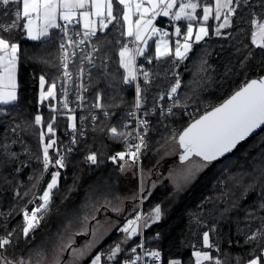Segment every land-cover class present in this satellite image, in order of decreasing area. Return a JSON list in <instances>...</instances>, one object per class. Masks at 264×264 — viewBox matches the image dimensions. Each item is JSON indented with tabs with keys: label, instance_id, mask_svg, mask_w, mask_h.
I'll list each match as a JSON object with an SVG mask.
<instances>
[{
	"label": "trees",
	"instance_id": "obj_1",
	"mask_svg": "<svg viewBox=\"0 0 264 264\" xmlns=\"http://www.w3.org/2000/svg\"><path fill=\"white\" fill-rule=\"evenodd\" d=\"M19 6L22 8V0ZM121 8H114L116 21L103 31L97 30L98 58L89 80L88 104L96 105L99 94V103L108 109L107 115L98 113L95 121L87 126L86 136L83 139L78 136V148L65 158L64 168L54 165L47 172L40 159L43 154L40 133H45L44 144L54 138L56 149L62 145L64 133L73 123L70 116L59 109L57 96L40 98L39 77H45V87L56 83L60 77V31L52 29V36L49 33V37L33 41L28 39L22 27L24 21H21V26L10 33L0 32L20 46L18 99L13 104L0 105V236L12 233L11 243L0 249V254L8 261H24L52 250L61 237L76 235L90 221L99 219L103 206L120 210L128 202L125 212L135 213L129 210L137 180L120 170L118 160L110 159L123 152L125 143L123 137L111 135L109 129L115 126L126 130L129 119L126 110L135 102L133 81L125 82L127 72L119 63V50L124 42H129ZM234 8L236 12L232 14L229 27L216 35L211 26L207 40L194 44L186 59L180 60L172 53L159 59L152 56L144 62L142 73L148 72L149 78L145 80L143 74L140 76L142 101L167 104L193 100L200 107L193 113H185L181 107L170 112L160 109L146 112L145 168L153 165L162 148L178 138L194 118L222 102L246 81L264 74V48L252 42L256 25L251 23L264 20V0H239V3L234 0ZM16 9V4H10L6 19L0 10V22L10 23ZM177 79L180 87L170 98L167 93ZM36 115L42 117L39 125L35 124ZM50 122L54 123V133L46 134ZM92 153L97 155V160L93 164L90 161V167L87 157ZM189 168L193 175L184 180ZM171 169L168 177L167 174L162 181L148 187L144 194L145 210H153L157 205L170 207L159 220L147 223L148 244L162 249L165 264L173 260L196 264L194 250L199 248L206 249L224 264H246L264 254V249L257 247L264 244V239H249L258 230H264V207H261L264 205V126L241 141L232 152L210 164L194 156ZM55 171H59L60 177L48 210L41 213L44 218L25 237L22 232L24 212L42 203L39 197ZM37 179L40 182L33 187ZM60 189L64 191L63 198ZM176 192L180 193L178 199ZM30 200L34 202L29 203ZM120 224L111 231L105 245L111 247L123 239L125 233ZM204 232L209 233L212 248L204 246ZM125 250L126 247L113 259L114 264L122 263ZM104 260L108 261L106 255Z\"/></svg>",
	"mask_w": 264,
	"mask_h": 264
},
{
	"label": "snow or ice",
	"instance_id": "obj_2",
	"mask_svg": "<svg viewBox=\"0 0 264 264\" xmlns=\"http://www.w3.org/2000/svg\"><path fill=\"white\" fill-rule=\"evenodd\" d=\"M234 0H215V8L209 4L203 6V23L195 31L193 39L194 28L192 21L197 20L196 9L201 5L193 2V0H22V8L20 0H0V10L5 19L9 13L7 8L10 4H16L17 9L12 14L14 19L5 24L0 22V32L10 33L13 29L20 27V22L24 21L22 27L26 30L28 39L33 41H40L44 38L49 37L50 29H60L64 36L67 38V42L70 46L83 45L85 40H90L91 37L96 36L97 30L100 31L107 29L113 21L117 20V16L114 15V8L121 7L123 22L127 25L126 35L134 37L133 43L142 42L145 47L148 45V39L157 32H160L161 39L156 41V58L159 59L163 56L172 54V49L169 47L168 42L164 37L168 36L167 32H161L153 24V21L158 16H171L174 21L187 20L189 23L186 27V32L183 34V43L180 40L175 42L174 54L180 60H184L188 57L189 53L193 49V44L198 43L208 36V28L205 24L209 21L210 17L220 20L223 13V23L215 29V34L220 35V29L229 27L231 21L230 16L236 12V8L231 7ZM239 3V0H236ZM175 9V10H174ZM138 17L133 20V17ZM59 21H63L61 25ZM253 25H256L258 31L253 32V43H256L257 36H259L261 43L259 47L264 48V23H257V21H251ZM82 25L83 39L74 41L68 36L69 25ZM145 33L149 35L145 36ZM175 34L181 35V28H175ZM76 36H80V32L75 33ZM60 48L65 50V44L60 43ZM95 50V48H94ZM20 46L18 43L11 42L10 39L5 38L4 35H0V105H10L17 101V62ZM145 48L136 47L135 49L129 48L125 44L120 49V65L126 69L127 75L124 77L125 82H131L136 79L135 61L136 56L144 55ZM75 55V52L72 53ZM251 55V53H249ZM67 54L62 56L64 61L67 60ZM87 59V57H86ZM91 62V61H90ZM151 62V61H149ZM94 66V65H93ZM64 77L71 79V73L67 70L68 64L63 63ZM145 80L149 78L148 72L142 73ZM40 84V98L44 100L48 97L55 96L56 83L53 82L49 85L47 91L44 90L46 79L44 76L39 77ZM82 87V86H81ZM180 87V80L177 79L175 84L171 87L167 95L171 98L173 94L177 93ZM136 107L141 106L142 89L139 85L136 86ZM66 94V92H65ZM161 99L164 98L162 94ZM83 99V97H80ZM100 96L97 95V104L95 107L99 108L102 105L99 103ZM64 107L67 108V102L65 101ZM171 111V109H169ZM107 115V113H105ZM35 124L39 125L42 123V117L40 115L35 116ZM74 120L75 117H70ZM55 117H53V122ZM50 122L47 125V131L54 133V123ZM146 121H140V125L146 124ZM75 128V124L69 125ZM264 126V77L258 79H252L245 82V84L236 91L228 100H226L219 107L214 108L210 112H206L194 123L188 125L180 132L178 136V143L183 152L180 155L181 161H189L191 157H199L201 161L208 164L223 157L225 154L231 152L237 147V145L249 137L257 128ZM111 133L117 134L115 127L111 128ZM146 131V129H145ZM123 135V133H120ZM45 133H40L41 144L43 145V169L45 172L48 171L49 165L53 163L52 158L49 156V149L53 148L56 144L55 139H50L47 144H44ZM141 143L135 145V151L128 153L130 158L135 161L137 158L140 148L144 143L143 136H140ZM75 143V139L73 140ZM132 146L129 145V148ZM126 153L120 152L116 156L110 157L113 161L117 158L123 160ZM87 159L92 163L97 160L95 153L90 154ZM55 165L60 168L65 167V157L59 155L58 159H55ZM123 170V169H122ZM193 175L191 168L186 170L184 174V180H188ZM43 174H41V179ZM60 173L59 171L51 173V181L47 184V188L44 189L43 195L39 197L42 201L40 205L33 208L31 213L25 210L24 221L25 226L22 229L23 235L28 237L29 234L39 225L40 221L44 218L41 213H46L51 202L52 191L58 187ZM40 180L37 179L36 187ZM17 195H19L17 193ZM34 201L30 200L29 203ZM264 207V205H261ZM161 215L160 206L157 205L147 217L136 216L135 220H129L124 226L122 231L127 233L128 236L137 234L138 223L143 218L147 219L154 218L159 220ZM145 226L147 223L145 222ZM12 233H7L5 236H0V249L6 248L11 243L10 237ZM125 237V239L128 238ZM258 237L264 239V230H258L254 233L250 240H256ZM204 246L212 248L213 245L210 243V237L208 232L203 234ZM137 247H142L138 245ZM257 247L264 249V244H258ZM121 252V247L117 244L111 249L107 259L112 260L116 257L117 253ZM133 253H136V248L132 249ZM83 252L79 254L74 253V256L81 258ZM145 255L159 259L160 253L158 251H146ZM196 257V264H202L203 261L212 262V264H224V262L218 257H213L210 252L207 251H196L194 253ZM101 255H95L92 259L91 264H101ZM141 259L139 256H135L132 259L125 260L124 264H137V260ZM0 262L2 264H24L23 259L19 261H8L2 254H0ZM41 264H44L41 261ZM47 264H60L58 258H54L48 261ZM75 264V260L73 261ZM170 264H180L179 261L173 260ZM248 264H264V254L256 256L248 261Z\"/></svg>",
	"mask_w": 264,
	"mask_h": 264
},
{
	"label": "rangeland",
	"instance_id": "obj_3",
	"mask_svg": "<svg viewBox=\"0 0 264 264\" xmlns=\"http://www.w3.org/2000/svg\"><path fill=\"white\" fill-rule=\"evenodd\" d=\"M169 26H171V25H169ZM211 26L215 28L214 25L210 24V28H211ZM59 31H60V29H59ZM96 38H97V36L95 37L94 42L98 46V44L96 42ZM125 44H128V42L127 43L124 42L122 47ZM256 44L259 45L260 43L256 42ZM119 53H120V50H119ZM59 55L60 56L62 55V51H61L60 47H59ZM79 57H80V55H78L76 57V60H78ZM142 57H144V58H141L140 55L136 56V61H135L136 79L133 80V82H132L134 84V87H135V102H134L132 107H129L126 110V112L129 114V119H128L127 123L131 119V115H130V112H128V110H131L134 107L136 109V97H137L136 86L137 85L140 86V76L142 74V70H144V67H143L144 62H147L148 59L152 58V54L148 55V54L144 53V55ZM97 58H98V54H97ZM68 60H69V64H68V67H69V65L73 61L70 59H68ZM119 63H120V55H119ZM64 71H65V69L63 70L62 62L60 61V77H59V80H57V82H56V89H55V96H57V103L59 102V99L62 95L61 86L63 84L62 79H63V72ZM125 71H126V69H125ZM45 86H46V84H45ZM48 87L49 86L45 87L44 90L47 91ZM49 98H51V97H48L46 99H49ZM141 98H142V96H141ZM171 103H173V104L174 103L191 104L192 110H189L188 113L189 112H191V113L197 112L200 109L199 104L197 102H193V100H188L186 102L170 101L167 104L165 103V105H169ZM194 105H196L197 108H195ZM150 107L151 106H149V108ZM207 107H210V106H207ZM99 108L100 109H99L98 113H100V112L107 113L108 112V109H106L103 106L99 107ZM175 108H177V107H175ZM149 110L155 111V110L147 109L146 112ZM146 112H145V114H146ZM64 113H66L70 117H75L74 121L72 120V122L75 124V126H77V127L81 126V123L80 124L77 123V120L79 119L80 114L75 109H72L69 112L66 111ZM135 115H136V113H135ZM144 120L146 121L145 116H144ZM12 123L13 122H11V124ZM127 123H126V130L122 131V130H119L115 126H111L110 129L113 127H115L117 129V134L113 135L111 133L110 129H109V132L113 136H119L121 138L122 137L124 138L125 148H124L123 152L126 153V155H125V158L123 160H121L119 158H117V160H118L119 165H120V170L126 175L135 176V178L137 180V188L135 189V192L133 191L132 207L129 210V211H131L133 209V210H135L134 211L135 213L134 214L133 213L127 214L125 212V208L129 207V206H127L128 202H126L125 208L120 209V210L112 209L109 206H103L99 211L100 218L104 217L103 220H101L99 222V220H100V218H99V219L90 221V223L86 224L83 228L79 229L77 231L76 235L75 234H70V235L66 234L64 237H61V240L57 241V243L54 245V248L52 250L47 251L45 253H42L39 256H33V257L30 256L28 258H25L24 264H41V261H43L44 264H47L48 261H51L54 258H58L60 261V264H73L74 260H75V264H84V262L87 259H89V258L92 259L93 257H95V255H98V254L101 256L106 255L108 257V254L110 253L111 249L114 248L117 244L120 245L121 251H122V249L124 247H128L132 243L129 240L125 239V237L128 235L127 233H125V236L123 237V239H121L117 243H115L114 246L109 247V246L105 245L106 239L111 234V231H113L114 227L117 224H120V220L117 217L118 214L122 215V214L126 213V215H127L126 218L120 224L121 225L120 227L123 229V227L128 223L126 221H127V218L129 216L139 215V214L143 213L146 217V216H148L149 213L152 212V210L147 211L144 208V206H145L144 205L145 191L148 189V187L155 185L159 181H162L163 178L167 174H168L167 175V177H168L169 172L173 170V169L170 170V168H172L174 165H176V163L180 162L178 160V157H177L178 153H179L180 146L178 143V138L177 137L174 138V141L171 144L164 146L162 148L161 153L157 156V158H155L153 165L149 169L145 168L144 155H143L144 154V146H145V136H144V143L140 148V152H139L137 158L135 159V161H133V159L130 158L128 153H130L131 151H135V145H138L141 142L138 141L135 143L133 138H131L132 135L134 134L133 131H131V133L129 134V137H128V132H126L127 127H128ZM146 125H147V130H148V124L146 123ZM47 133H49V132L46 130V134ZM86 133H87V129H86ZM120 133H123V135H120ZM145 134H146V132H145ZM52 139H54V138H52ZM47 142H48V140H47ZM47 142H46V144H47ZM63 143H65V138L63 140ZM129 145H131L132 147L129 148ZM58 149H59V147L56 148V150H58ZM54 150H55L54 147L49 149V156L51 158L55 155L56 151H54ZM54 157H56V156H54ZM197 158H199V157H197ZM40 159H41V163L43 165V154H42ZM53 164H55V163H53ZM51 168H49V170ZM170 183H171V179H170ZM174 183H175V181H174ZM177 192H179V191H177ZM177 192L175 194H176V198L178 199L180 193H177ZM36 194H37V192L32 196V199L35 198ZM141 199H142V201H141ZM142 208H143V210H142ZM160 209H161V214H163L164 212H166L165 210L170 209V207H167V206L166 207H160ZM26 211H30V210L28 209ZM90 231H91V234H90ZM87 234H90V235H87ZM78 239H79V241H78ZM81 251L84 253L81 258H77L76 256H74V253L79 254V252H81ZM196 251L204 252L207 250L199 248V249L194 250V253ZM117 255H118V253H117ZM12 261H15V260H12ZM195 262H196V257H195ZM202 264H212V262L203 261ZM246 264H248V262Z\"/></svg>",
	"mask_w": 264,
	"mask_h": 264
},
{
	"label": "built area",
	"instance_id": "obj_4",
	"mask_svg": "<svg viewBox=\"0 0 264 264\" xmlns=\"http://www.w3.org/2000/svg\"><path fill=\"white\" fill-rule=\"evenodd\" d=\"M60 24L63 25L64 22L60 21ZM168 25H171L170 23ZM80 32V36H76L75 33ZM164 32V31H163ZM68 36H70L74 41H79L80 39H83L82 35V25H69V31ZM97 36V34H96ZM96 36L91 37L90 40H85L83 45L80 46H70L67 42V38L64 36V33L60 30V43L65 44V50L67 54V60L64 61L62 59V56L65 54V50H62V55L60 56V61L63 63L69 64V60H72L73 62L69 65L68 71L71 73V79L64 77L62 79V86L61 91L62 95L58 102V107L63 112H69L72 109H75L79 114L80 117L77 120V123H81V126L75 128L70 127L67 129L64 133L65 136V143H63L58 150H54L56 157H52L53 163L55 159L59 158V155H63L65 158L74 150V146L76 144V140L78 136H86V129L90 122H94L97 116V113L100 108L95 107V105L90 106L88 104L89 102V78L91 74V69L93 68V65L95 64V61L97 59L98 54V46L95 44L94 39ZM144 44L141 42L138 47L143 48ZM60 47V46H59ZM95 48V50H94ZM75 49V50H74ZM75 52V55H72V52ZM64 52V53H63ZM80 55L79 59L76 60V57ZM143 56V55H142ZM140 56L141 58H144ZM87 57V59H86ZM91 61V62H90ZM64 70V68H63ZM62 72V71H61ZM82 86V87H81ZM66 92V94H65ZM80 97H83V99H80ZM65 101L67 102V108L64 107ZM149 106H151L149 108ZM195 108L196 105H194ZM175 107H181L183 108L185 113H188L189 110H192L191 104H177V103H171L169 105L163 104L161 101H158L155 104H146L143 101L141 102V106L139 108L135 107L131 110H128L131 115L130 121L127 123V131L128 137L131 131L134 132L131 138H133L134 142L140 141V136H145V129L147 130V125H140V121H145L144 116L147 109L156 110L160 109L165 112H170ZM136 113V115H135ZM111 130V129H110ZM113 134V133H112ZM114 135V134H113ZM75 139V143H73V140ZM141 142V141H140ZM57 154V155H56ZM50 164L49 168L54 166L55 164ZM49 170V169H48ZM142 201V199H141ZM143 210V208H142ZM31 213V211H28ZM141 217H145L143 213L139 214ZM137 215L129 216L127 218L128 222L129 220H135ZM147 217V216H146ZM145 219H141L138 223V231L136 235L128 236L127 240L132 242L128 247H126L125 251V257L121 264H124L125 260H129L134 258L135 256L141 257V259L137 260V264H165V258L163 251L158 246H151L148 244L149 238L147 235V228L148 226H145ZM137 242V243H136ZM138 245H142V247H137ZM136 248V253L132 252V249ZM146 251H158L160 253L159 259H156L151 256L145 255Z\"/></svg>",
	"mask_w": 264,
	"mask_h": 264
},
{
	"label": "crops",
	"instance_id": "obj_5",
	"mask_svg": "<svg viewBox=\"0 0 264 264\" xmlns=\"http://www.w3.org/2000/svg\"><path fill=\"white\" fill-rule=\"evenodd\" d=\"M183 2H187V0H183ZM193 2L199 3L201 5L200 7H198L196 9L197 20L192 21L193 28H194V34H193V39H194L195 31L198 30V28L203 23V21L201 19L202 16H203V10H202L203 9V6L210 4L213 7V9H214L215 8V0H193ZM231 7H234V2L231 5ZM137 18L138 17L134 16L133 17V20H135ZM230 21H232V15L230 16ZM59 23H60V21H59ZM168 23H171V26H169ZM188 23L189 22L187 20L174 21L171 16H167V17H165V16H158L153 21V24L155 25V27L157 29L161 30L162 32L165 31V32L168 33V36L167 37H164V39L168 42L169 47L172 49V52L173 53H174V49H175V42L177 40H180L181 44L183 43V34L186 32V27H187V24ZM220 23H223V13H222V16H221V19L220 20H216V19L210 17L209 21L205 24V26L208 28V32H210V24L214 25L215 28H217ZM261 23H264V20ZM176 27H180L181 28V35L180 36H177L175 34V28ZM223 29H220V31L223 30ZM126 31H127V25H126ZM257 31H258V29L256 27L255 30H254V32H257ZM49 33H50V31H49ZM148 35H149L148 33H145L146 38H147ZM208 36H209V34H208ZM208 36H206L203 40L199 41L198 43H204L207 40ZM134 39H135L134 37H129V42L127 44L129 48L135 49L141 43V42L133 43L132 41ZM159 39H161L160 32H157L155 35H152L150 39H148V45H147V47H145V45L143 46V48H145V54H148L151 51L152 56L153 57H156V54H155L156 41L159 40ZM256 42L257 43H261L259 36H257ZM194 44H197V43H194ZM151 46H152V49H151ZM18 56H19V54H18ZM16 77H17V80H18V62H17V73H16ZM150 220H154V218L148 219V221H150ZM101 257H102L101 258V264H114L113 263V259L112 260H108L107 259L108 261L106 262L104 260V256H101ZM92 259H91V261H92ZM91 261L88 264H91Z\"/></svg>",
	"mask_w": 264,
	"mask_h": 264
},
{
	"label": "water",
	"instance_id": "obj_6",
	"mask_svg": "<svg viewBox=\"0 0 264 264\" xmlns=\"http://www.w3.org/2000/svg\"><path fill=\"white\" fill-rule=\"evenodd\" d=\"M260 77H264V74H262V75H260V76H257V77H254V78H252V79H258V78H260ZM252 79H250V80H252ZM243 86V85H242ZM241 86V87H242ZM241 87H239L238 89H236L233 93H231L227 98H225L222 102H220V103H218V104H216L215 106H213L212 108H210V109H208V110H206L204 113H202L201 115H199V116H197L196 118H194L189 124H191V123H194L196 120H198L201 116H203L206 112H210V111H212L214 108H216V107H219L221 104H223L226 100H228L236 91H238ZM188 124V125H189ZM188 125L186 126V127H188ZM185 127V128H186ZM263 126H261L260 128H257L252 134H255L258 130H260L261 128H262ZM183 131V130H182ZM181 131V132H182ZM252 134H250V135H252ZM233 151V150H232ZM231 151V152H232ZM183 152V148H181L180 147V149H179V153H178V160L179 161H181L180 160V155H181V153ZM230 153V152H229ZM229 153H227V154H229ZM227 154H225L224 156H226ZM223 156V157H224ZM194 157V156H193ZM192 158V157H191ZM138 226V225H137ZM89 233V232H88ZM90 234H91V231H90ZM90 234H87V235H90ZM78 241H79V239H78ZM74 245V244H73ZM69 253V252H68Z\"/></svg>",
	"mask_w": 264,
	"mask_h": 264
},
{
	"label": "bare ground",
	"instance_id": "obj_7",
	"mask_svg": "<svg viewBox=\"0 0 264 264\" xmlns=\"http://www.w3.org/2000/svg\"><path fill=\"white\" fill-rule=\"evenodd\" d=\"M55 30H56V29H55ZM50 31L52 32L51 29H50ZM51 32H50V35L52 36ZM53 34H56V31H55V33H54V30H53ZM52 38H54V37H52ZM54 39H55V38H54ZM54 39H53V40H54ZM235 39H236V41H237V38H235ZM243 39H244V38H243ZM245 41H246V39H245ZM236 43H237V42H236ZM238 43H239V42H238ZM243 43H244V42H243ZM95 44H96V43H95ZM239 44H240V47H241V43H239ZM238 46H239V45H238ZM238 46H237V47H238ZM245 47H246V45H245ZM241 48H242V47H241ZM239 50H240V49H239ZM241 50H242V49H241ZM57 52H58V50H57ZM240 52H241V51H240ZM63 53H64V52H63ZM57 63H58V62H57ZM59 63H60V61H59ZM57 65H58V64H57ZM57 65H56V67H57ZM57 68H58V67H57ZM100 104H101V103H100ZM103 106H104V105H103ZM106 112H107V111H106ZM78 138H79V137H78ZM80 138H81V137H80ZM83 138H84V136L82 137V139H83ZM82 139H81V140H82ZM62 142H63V141H62ZM59 143H60V142H59ZM83 143H84V142H83ZM62 144H63V143H62ZM75 145H76V144H75ZM56 148H57V147H56ZM74 148H78L77 145L74 146ZM76 150H77V149H76ZM81 155H83V154L81 153ZM83 157H84V156H83ZM82 160H83V158H82ZM83 161H86V159L83 160ZM88 162L90 163L89 160H88ZM92 164H93V163H92ZM89 166L91 167V163H90ZM87 167H88V165H87ZM93 178H94V177H93ZM67 181H68V180H67ZM90 182H91V181H90ZM68 183H69V181H68ZM68 183H66V185H67ZM61 184L64 185L65 183L62 182ZM69 184H70V183H69ZM68 186H69V185H68ZM69 187H70V186H69ZM62 188H63V187H62ZM65 188H66V187H65ZM65 188H64V189H65ZM67 188H68V187H67ZM67 188H66V189H67ZM64 189H62V190H64ZM66 189H65V190H66ZM66 191H67V190H66ZM66 191H65V192H66ZM60 192H61V189H60L59 193H60ZM63 192H64V191H63ZM63 192H61V193L63 194V195H62V198H63V196H64V193H63ZM58 197H59V196H58ZM50 207H51V206H50ZM50 211H51V209H50ZM48 212H49V211H48ZM168 216H169V213H168L167 217H168ZM249 233H250V232H249ZM250 241H252V240H250ZM250 241H248V242H250ZM253 241H254V240H253ZM250 248H251V246H250ZM250 248H249V249H250ZM225 251H226V250H225ZM217 253H219L218 250H217Z\"/></svg>",
	"mask_w": 264,
	"mask_h": 264
},
{
	"label": "flooded vegetation",
	"instance_id": "obj_8",
	"mask_svg": "<svg viewBox=\"0 0 264 264\" xmlns=\"http://www.w3.org/2000/svg\"><path fill=\"white\" fill-rule=\"evenodd\" d=\"M126 216H127L126 213L122 214V215H120V214L117 215L118 219L120 220V223L126 218Z\"/></svg>",
	"mask_w": 264,
	"mask_h": 264
}]
</instances>
